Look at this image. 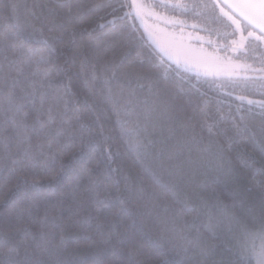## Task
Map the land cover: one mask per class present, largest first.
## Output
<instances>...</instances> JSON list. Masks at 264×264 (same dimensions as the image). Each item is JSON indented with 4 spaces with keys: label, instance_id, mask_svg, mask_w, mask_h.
Returning a JSON list of instances; mask_svg holds the SVG:
<instances>
[{
    "label": "trees",
    "instance_id": "obj_1",
    "mask_svg": "<svg viewBox=\"0 0 264 264\" xmlns=\"http://www.w3.org/2000/svg\"><path fill=\"white\" fill-rule=\"evenodd\" d=\"M144 2L154 14L137 19L124 17L120 0H111L115 13L112 7H95L108 0H0V33L9 29L24 41L13 54L0 40V65L9 76L6 82L0 78V163L5 165L0 197L14 183L8 171L12 158L23 159L30 147L32 153L44 154L42 161L59 148L66 165L98 166L92 173L97 184L89 185L83 177L78 186V198L85 203L80 214L97 215L98 200L111 201L113 213L123 202L120 219L131 237L119 250L125 264L130 249L142 250L137 259L146 264H238V230L230 217L258 226L264 208L257 187L264 179L259 171L264 168V107L236 97L264 100V45L250 38L235 53L231 40L238 33L225 38L234 27L225 18L215 20L203 8H173L177 0H163L167 7L154 8L161 0ZM210 2L181 0L187 5ZM157 16L183 23L168 24ZM114 17L124 18L109 23ZM150 39L172 51L173 59L157 51ZM174 39L190 40L229 63L220 74L194 66L186 70ZM49 68L55 78L45 77ZM9 93L22 109L9 108ZM50 117L48 127L41 128ZM245 126L251 131L241 138L236 129ZM218 164L225 171L231 168L232 175L219 174ZM52 187L53 201L65 193V206L73 203L67 195L73 187L68 175L59 176ZM25 191L32 189L21 183L0 204V231L18 226L11 201ZM43 207L40 201L33 220L43 215ZM69 215L77 218L76 212L65 213L66 220ZM112 218V213H99L105 225ZM212 245L211 254L201 253ZM103 259L107 264L114 257L109 253Z\"/></svg>",
    "mask_w": 264,
    "mask_h": 264
},
{
    "label": "snow or ice",
    "instance_id": "obj_2",
    "mask_svg": "<svg viewBox=\"0 0 264 264\" xmlns=\"http://www.w3.org/2000/svg\"><path fill=\"white\" fill-rule=\"evenodd\" d=\"M105 6L112 7L113 13L118 10L111 4V0H108L107 4L95 5V7ZM161 6L167 7L168 5L161 0L160 4L152 7ZM172 7L185 9L191 7L193 10L203 8L209 10L215 20H220L221 17L225 18L230 22L229 27L234 26L231 33L224 34L225 38L229 35L235 36L236 33L240 34L239 40H231L233 50L242 48L244 42L254 37V32L257 30L260 35L254 38L256 40L264 39V0H211L207 4L192 5L183 4L181 0H177V3ZM12 8L15 11L16 5L13 4ZM119 9H126L124 17L129 18L135 16L137 19H142L145 14H154L149 11V6L145 4L144 0H120ZM217 9H219L218 15H216ZM196 14L199 15V12ZM124 17H114V20L109 21V23H114L115 19H123ZM157 19L164 20L168 24L183 23L182 21L168 20L163 16H157ZM100 27L103 28L104 25L101 24ZM193 27H196V25H193ZM206 31L210 30L206 29ZM245 32L247 36L244 35ZM197 39H202V37H197ZM0 40L4 42L5 50L10 49L13 54L24 47V41L20 35L9 29L0 33ZM44 43L47 44L48 39H45ZM208 43L211 44L212 42L208 41ZM51 50L54 51V49ZM161 52L169 59H173L172 51L161 48ZM4 59L8 60V57L5 56ZM40 59L45 60L43 54H41ZM213 59L224 65L229 63L227 60L220 61L218 57ZM174 62L177 67L182 64L179 58L175 59ZM13 63L15 61H9V64ZM83 65L84 60L81 61L82 69ZM183 66L186 70H193V67L186 60L183 61ZM4 67V65H0V78L6 82L9 76L4 71ZM105 70H107V62L105 63ZM205 74L207 75V73ZM44 75L50 79L55 78L51 68L46 69ZM112 76H115V71H112ZM12 84H15L14 79H12ZM6 102L9 108L15 106L17 110H20L24 107L23 104L16 103V97L13 93H9ZM249 103L253 102L249 101ZM261 107H264V104ZM25 116H27V113H25ZM50 123L51 117L48 123L41 124V128L48 127ZM260 130L262 142H264V121L261 123ZM209 131H211V128H209ZM248 131L251 130L247 126L236 129L237 135L241 138ZM61 134L60 131L57 132V136ZM252 137H255L254 132ZM5 147H7V144ZM48 148L52 149L51 140L48 142ZM106 151L111 156V151ZM40 155L44 154H34L28 147L24 149L23 159H11V168L8 171L10 178L14 179V183L3 194V197H0V204L8 202L10 195L14 190L19 189L21 183H27L32 191H25L22 197L11 201L13 205L12 215L19 223L18 226L10 225L7 230L0 231V264H106L103 258L109 253L114 259L107 262V264H125V261L120 258L119 250L129 243L131 237L127 226H124L120 219L121 213L125 211L123 202L121 201V207L116 208L113 213L115 205L111 201L98 200L96 203L99 206L94 209L97 215L94 216L91 211L80 214V210L84 208L85 203L78 198V186L83 177L88 178L89 185L95 186L97 181L93 179L92 173L94 168L98 166L85 167L81 165L77 167L75 162L66 165L64 153L59 148L50 151L42 161L39 159ZM4 167L5 165L0 163V170H3ZM245 167L252 169V165L249 164H246ZM66 168L69 170L67 173ZM259 171L261 175H264V168ZM217 172L223 175H232V169L229 168L225 171L223 164L217 165ZM72 173L75 175H72ZM61 175H68L69 183L73 185L71 192L67 194L73 203L68 206L64 204L65 193H60L55 201L51 199L56 196L52 185ZM216 178L218 179L219 175ZM45 185L48 186L47 190H45ZM257 187L264 194V179L258 182ZM40 201L44 205L43 215L33 220V209L39 207ZM105 211L113 214L112 220L107 225L100 222L99 219V213ZM248 211L250 213L254 212L252 206L249 205ZM73 212H76L77 218L73 220L69 215L66 220L65 213ZM94 221L96 223L93 227ZM230 221L236 224L238 230L236 237V250L240 258L238 264H252L253 260H255V264H264V208L260 210L258 226H251L236 216L230 217ZM160 240L161 242L165 241L163 232ZM215 247V245H212L207 249H201V253L209 255L215 250ZM184 251L186 252L187 249L185 248ZM142 254L140 249H130L127 253L130 258L129 264H146L144 260L137 259Z\"/></svg>",
    "mask_w": 264,
    "mask_h": 264
},
{
    "label": "rangeland",
    "instance_id": "obj_3",
    "mask_svg": "<svg viewBox=\"0 0 264 264\" xmlns=\"http://www.w3.org/2000/svg\"><path fill=\"white\" fill-rule=\"evenodd\" d=\"M245 36H247V34L244 33ZM260 35L258 32H254V37ZM252 37V38H254ZM240 38V34L238 33V38L237 40H239ZM196 39V38H195ZM250 39V38H249ZM248 39V40H249ZM255 39V38H254ZM246 40L244 42V46L242 48H237L236 50H234L235 53L240 52L244 49L247 41ZM263 45H264V39L260 40ZM172 44L175 45V51L182 55L183 58L185 59H189V60H194L196 62H200V60H204L203 62H201V64L204 65H223L222 63L218 62L217 60L213 59L215 57H217V55L210 53L208 50H206L203 46H201V48L197 45L194 44L192 41L190 40H185V39H174L173 41H171ZM220 61H223L220 59ZM197 64V63H196ZM222 70L220 71H210L208 74H220ZM254 264H255V260H253Z\"/></svg>",
    "mask_w": 264,
    "mask_h": 264
},
{
    "label": "water",
    "instance_id": "obj_4",
    "mask_svg": "<svg viewBox=\"0 0 264 264\" xmlns=\"http://www.w3.org/2000/svg\"><path fill=\"white\" fill-rule=\"evenodd\" d=\"M151 40V43L153 45V47L159 51L161 54V47L152 39ZM163 55V54H162ZM167 57V56H166ZM188 61V59H184V61ZM189 65L191 66H194V67H197V68H201V69H215V70H221V69H224L225 66H222V65H204V64H201V63H193L192 61H188ZM238 98L239 100H243V101H246V102H249V101H252L253 103L252 104H257V105H262L264 104V100H257V99H251V98H248V97H243V96H238L236 97Z\"/></svg>",
    "mask_w": 264,
    "mask_h": 264
}]
</instances>
